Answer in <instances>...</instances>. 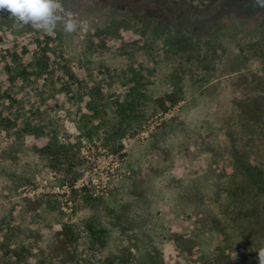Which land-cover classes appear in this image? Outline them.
<instances>
[{"label":"rangeland","instance_id":"374dc122","mask_svg":"<svg viewBox=\"0 0 264 264\" xmlns=\"http://www.w3.org/2000/svg\"><path fill=\"white\" fill-rule=\"evenodd\" d=\"M59 3L0 10V264H264V7Z\"/></svg>","mask_w":264,"mask_h":264},{"label":"clouds","instance_id":"9594fccd","mask_svg":"<svg viewBox=\"0 0 264 264\" xmlns=\"http://www.w3.org/2000/svg\"><path fill=\"white\" fill-rule=\"evenodd\" d=\"M264 7V0H258ZM0 10H6L13 21L21 26H30L52 34L58 25L64 31L73 32L77 24L64 13L59 0H0Z\"/></svg>","mask_w":264,"mask_h":264},{"label":"built area","instance_id":"2783aa9c","mask_svg":"<svg viewBox=\"0 0 264 264\" xmlns=\"http://www.w3.org/2000/svg\"><path fill=\"white\" fill-rule=\"evenodd\" d=\"M104 159H107V161H103L100 166H98L99 173L101 175V182L98 184V179L94 178L91 180L92 186L96 189V192H102L106 191L107 188L110 186V180L115 178V168L116 163L112 161V155H108L106 158L105 155H103ZM87 182H85V185ZM83 186V184H82ZM75 188H77V185H74Z\"/></svg>","mask_w":264,"mask_h":264},{"label":"trees","instance_id":"16d2710c","mask_svg":"<svg viewBox=\"0 0 264 264\" xmlns=\"http://www.w3.org/2000/svg\"><path fill=\"white\" fill-rule=\"evenodd\" d=\"M251 177H252V181L254 182L255 186L261 187L264 190V176L260 175V173H258V172L257 173L254 172L253 175L251 174ZM241 199L242 198L233 199L232 200L233 205L234 206H240L241 203H242ZM154 264H161V261H160L159 257H156V261L154 262Z\"/></svg>","mask_w":264,"mask_h":264}]
</instances>
